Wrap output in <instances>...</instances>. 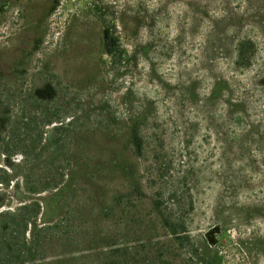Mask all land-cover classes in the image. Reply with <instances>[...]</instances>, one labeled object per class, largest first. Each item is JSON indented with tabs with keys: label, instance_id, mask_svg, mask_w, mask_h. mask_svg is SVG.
Here are the masks:
<instances>
[{
	"label": "rangeland",
	"instance_id": "obj_1",
	"mask_svg": "<svg viewBox=\"0 0 264 264\" xmlns=\"http://www.w3.org/2000/svg\"><path fill=\"white\" fill-rule=\"evenodd\" d=\"M116 1L108 19L127 51L119 63L89 0H19V18L2 22L0 85L39 95L51 83L69 95L34 162L10 161L0 209L39 205L28 234L39 243L35 264H264V165L235 154L217 167L194 118L230 56L207 46L189 0ZM129 102L147 115L144 131L124 122Z\"/></svg>",
	"mask_w": 264,
	"mask_h": 264
},
{
	"label": "trees",
	"instance_id": "obj_2",
	"mask_svg": "<svg viewBox=\"0 0 264 264\" xmlns=\"http://www.w3.org/2000/svg\"><path fill=\"white\" fill-rule=\"evenodd\" d=\"M18 1L0 0V40L6 32L2 22L8 19L7 23H11V19L19 18V11H13ZM116 3V0L108 4L104 0H89L104 29L111 63H119L127 56L115 25L108 19L116 15ZM186 6L193 13V25L197 21L203 24L207 46L219 42L230 56L224 65L225 72L209 77L208 92L201 105L205 107L203 117H194L203 119L205 141L213 150L210 157L220 155L217 167L221 165V168L224 156L235 154L246 158V166L250 168L264 165V0H189ZM22 83L0 85V186L5 188L11 181L10 161L18 158L23 167L33 163V158L42 152L45 127L53 122L63 124L62 98L69 95L65 88H55L51 83L44 93L36 95ZM197 101L196 96L195 105ZM126 106L124 122L136 124L133 126L137 127L133 128L136 133L144 131L142 123L147 122V115L131 102ZM70 119L76 120V116ZM199 126L202 122L195 123L196 129ZM134 136L132 141L138 145L143 139L138 134ZM23 188L30 194L39 189L27 181H23ZM38 212L35 201L0 209V264L36 263L39 243L35 238H28V234L30 221ZM164 221L167 230L183 247L187 238L177 235L174 222ZM34 230L45 229L34 226ZM191 247L196 255V249ZM198 262L215 264L203 256Z\"/></svg>",
	"mask_w": 264,
	"mask_h": 264
}]
</instances>
